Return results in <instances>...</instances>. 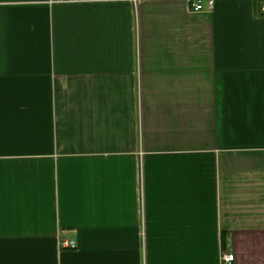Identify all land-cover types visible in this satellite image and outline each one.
Wrapping results in <instances>:
<instances>
[{"label": "crops", "instance_id": "obj_1", "mask_svg": "<svg viewBox=\"0 0 264 264\" xmlns=\"http://www.w3.org/2000/svg\"><path fill=\"white\" fill-rule=\"evenodd\" d=\"M195 2L0 0V264H264V0Z\"/></svg>", "mask_w": 264, "mask_h": 264}, {"label": "built area", "instance_id": "obj_2", "mask_svg": "<svg viewBox=\"0 0 264 264\" xmlns=\"http://www.w3.org/2000/svg\"><path fill=\"white\" fill-rule=\"evenodd\" d=\"M75 1H79V0H51L52 3H69V2H75ZM213 5H214V0H208L209 8H213ZM203 9H204L203 0H196L194 4V10L201 11ZM59 245L61 248L74 249L77 247V243L74 240H70V239H61L59 241ZM222 259H223V264H233V262L235 261V255L232 253H225Z\"/></svg>", "mask_w": 264, "mask_h": 264}]
</instances>
